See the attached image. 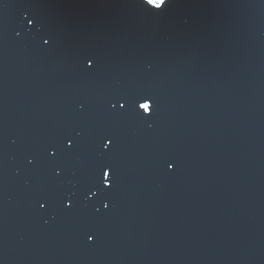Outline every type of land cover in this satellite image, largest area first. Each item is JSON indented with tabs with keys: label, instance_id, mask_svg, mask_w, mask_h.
I'll return each mask as SVG.
<instances>
[{
	"label": "water",
	"instance_id": "95a60500",
	"mask_svg": "<svg viewBox=\"0 0 264 264\" xmlns=\"http://www.w3.org/2000/svg\"><path fill=\"white\" fill-rule=\"evenodd\" d=\"M0 264H264V0H0Z\"/></svg>",
	"mask_w": 264,
	"mask_h": 264
},
{
	"label": "snow or ice",
	"instance_id": "6c2138e0",
	"mask_svg": "<svg viewBox=\"0 0 264 264\" xmlns=\"http://www.w3.org/2000/svg\"><path fill=\"white\" fill-rule=\"evenodd\" d=\"M144 2L147 5L153 6L155 9H162L168 2V0H144ZM29 24H33L34 21L29 19ZM47 43V41H45ZM86 65L88 67L94 66V60L91 57H88L86 59ZM129 101L125 97H119L114 102H111V106L113 109H116L117 106L119 107V110H124ZM135 103L138 105L139 109L143 110V113L147 114V116L150 118L152 115H154L155 111V101L151 97L142 96L138 98ZM114 144V137L110 135H103L101 137V148L103 150H110V146ZM75 145V140L72 137L67 138V146L69 148L73 147ZM55 155V153H53ZM168 167H173V165L169 164ZM112 169L109 165H103L100 168V177H101V183L105 185L106 187L110 188L112 187L113 181H112ZM43 206V205H42ZM72 206L71 200H69V207ZM105 207H108V205H105ZM93 237L89 235L88 239L91 240Z\"/></svg>",
	"mask_w": 264,
	"mask_h": 264
}]
</instances>
